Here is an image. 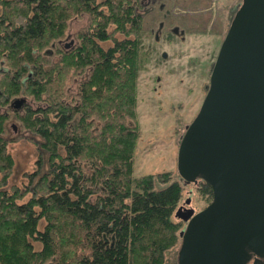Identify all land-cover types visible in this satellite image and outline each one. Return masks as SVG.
Masks as SVG:
<instances>
[{"label":"trees","instance_id":"16d2710c","mask_svg":"<svg viewBox=\"0 0 264 264\" xmlns=\"http://www.w3.org/2000/svg\"><path fill=\"white\" fill-rule=\"evenodd\" d=\"M118 1L128 9L121 21L133 38L114 40L94 28L66 48L60 40L63 13L77 7L102 16L94 9L97 0H0V132L6 131L7 115L19 124L31 121L29 129L50 149L46 169L29 173L27 189H0V264H162L164 251L179 242L180 182L169 171L132 174L143 15L129 0ZM160 4L153 5V20L168 16ZM202 19L206 25L208 11ZM108 39L110 46L98 44ZM81 51L90 58L83 59ZM71 68L81 73L88 68L74 95L63 84ZM29 94L44 103L30 106ZM18 97L25 102L21 108H6ZM91 115L100 118L95 134ZM195 190L203 206L210 201L206 183ZM25 192L27 198L17 201Z\"/></svg>","mask_w":264,"mask_h":264},{"label":"water","instance_id":"95a60500","mask_svg":"<svg viewBox=\"0 0 264 264\" xmlns=\"http://www.w3.org/2000/svg\"><path fill=\"white\" fill-rule=\"evenodd\" d=\"M176 172L185 183H206L211 199L197 211L178 208L175 264H245L264 255V0H242L233 13L179 139Z\"/></svg>","mask_w":264,"mask_h":264},{"label":"rangeland","instance_id":"374dc122","mask_svg":"<svg viewBox=\"0 0 264 264\" xmlns=\"http://www.w3.org/2000/svg\"><path fill=\"white\" fill-rule=\"evenodd\" d=\"M103 1L97 0L98 3H94L95 11H102L103 17L93 16L92 13L77 7L63 13L65 19L60 39L62 45L71 40L75 43L79 33L86 37L94 28L106 31L115 37L114 40L134 37L128 24L121 21L122 14L128 11L125 2L122 1L123 6L120 7L118 0H110V5L103 4ZM139 1L142 7L138 8L134 0H129L130 6H134L135 11L143 15L141 20L143 35L140 37L142 45L140 53L143 60L136 76L135 117L132 119L138 136L133 153L132 174L135 177L147 173L155 176L163 171H169L171 178L177 179L183 188L180 206L192 207L197 211L202 208L203 202L195 190L196 184L185 183L176 172L177 145L185 126L197 112L204 96L208 69L211 68L227 28L225 16L228 7L236 0H209L206 6L204 5L206 0ZM156 3H159L158 7L163 3V11L168 15L167 18L153 20L157 13L153 9ZM192 3L203 6L193 9L189 6ZM116 6L120 10L119 19L114 17ZM206 11L209 12L210 19L204 25L202 18L206 17ZM167 33L170 34V39L165 38ZM111 43L112 40L109 39L98 42L103 47H108ZM162 53H165L164 57ZM84 54L83 59L90 58L82 52V55ZM71 69H74L72 74L69 72L63 84L66 92L74 95L77 82L86 75L88 68L83 73L75 68ZM44 93L46 90L43 88L42 96ZM7 94L9 93L2 92V95ZM34 97L28 95L30 106L44 103L41 100L43 97H35L36 99ZM2 109L4 106L0 107V110ZM91 117L96 122H92L94 124L90 133L95 134L96 130H99L97 121L100 118L96 115ZM12 122L16 127L18 125L15 131L10 128ZM29 123L19 124V120L8 115L2 119L6 131L0 132V142L3 145V154H0V189L7 192H11L13 188L27 189L29 173L46 169V156L50 149H46L36 132L29 129L33 122ZM29 193L16 196V200L26 199ZM186 199H189L188 204L185 203ZM178 244L179 242L164 251L162 264H175ZM33 245L38 246L35 242ZM8 262L13 264V261Z\"/></svg>","mask_w":264,"mask_h":264},{"label":"flooded vegetation","instance_id":"af4514ba","mask_svg":"<svg viewBox=\"0 0 264 264\" xmlns=\"http://www.w3.org/2000/svg\"><path fill=\"white\" fill-rule=\"evenodd\" d=\"M153 1H155V0H152V2ZM241 1L242 0H236V2H233L229 7H228V10H227V15L225 16V21H226V23H227V25H228V23H229V21H230V19H231V14L233 15V13L236 11V9L239 7V5L241 4ZM228 20V21H227ZM227 27V26H226ZM69 43H73V41L71 40ZM69 43H64L63 44V46H66V48L70 45ZM13 99H11V101H12ZM11 101H9V103H8V108L10 109V110H17V109H19V108H21L23 105H24V101L22 102V103H20V104H14V103H11ZM12 124H13V122L12 123H10V128L12 129ZM14 125V127H15V130H16V126H15V124H13ZM15 130H13L12 129V131H15ZM200 182V180H197L195 183H192V184H197V183H199ZM182 209L183 208H186L185 206H182L181 207ZM245 264H264V255L263 256H256V255H254V254H250V258H249V260L245 263Z\"/></svg>","mask_w":264,"mask_h":264}]
</instances>
